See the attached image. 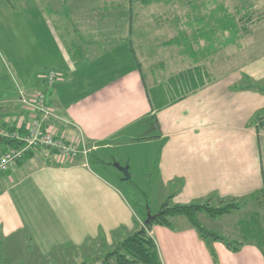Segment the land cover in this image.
<instances>
[{"label": "crops", "instance_id": "0c3cea01", "mask_svg": "<svg viewBox=\"0 0 264 264\" xmlns=\"http://www.w3.org/2000/svg\"><path fill=\"white\" fill-rule=\"evenodd\" d=\"M62 3L67 5L62 13L69 7L73 13V23L66 26L59 21L63 16L56 19L65 45L56 38L49 66L39 72L15 70L14 77L28 91H45L39 77L55 71L58 78L47 96L57 119L48 124L67 144L81 147L87 142L89 152L59 161L47 150L49 156H40L38 164L30 166L22 159L0 175L2 253L27 244L39 257L50 258L55 246L68 250L102 233L109 247L134 233L136 221L146 213L138 215L120 190L126 180L118 167L130 171L149 165L153 177L148 183L154 184L149 188L160 189L164 197L175 191L172 204L203 202L212 196L240 200L264 190V131L251 125L264 110V93L240 88L244 79L264 86V27L239 46L194 58L182 44H169L187 29L184 22L170 24L173 34L155 46L156 61L146 76L145 44L133 39L140 16L130 5L127 10L104 2L99 24L92 9L89 15L83 13L82 0ZM26 12L37 14L42 25H53L54 19L45 18V8L36 3ZM196 42L194 49L205 45L203 38ZM148 56L144 60L151 59ZM13 94L9 108L14 112H0V127L10 130L31 117L16 91ZM152 114L160 133L140 139L148 124L138 122ZM10 146L5 143L0 150ZM38 151L24 158L32 160ZM96 164L113 169L103 175ZM171 220L176 225H156L149 231L163 264H264V253L255 246L232 253L219 242L213 244L214 261L185 217Z\"/></svg>", "mask_w": 264, "mask_h": 264}, {"label": "rangeland", "instance_id": "374dc122", "mask_svg": "<svg viewBox=\"0 0 264 264\" xmlns=\"http://www.w3.org/2000/svg\"><path fill=\"white\" fill-rule=\"evenodd\" d=\"M82 1L84 3L83 13L89 15L87 12L89 9H92V11H94L93 17L99 20V24H101V20L103 19L101 13L102 7H106L103 5L104 2H111L115 7H120L122 9L128 7L127 10L130 7L127 0ZM132 1V9H134L136 13H139L140 16L139 22L135 26L133 32V39L136 42V38H139L140 42L145 44V49H143L144 53H146V56L150 55L148 57L151 58L149 60H144L146 56L143 55V61L146 67L143 72L147 76L151 68L150 65L156 61L155 54H157V50L155 46L173 34L171 30H168L167 26L171 24V26L174 27V17H183L188 7L179 5L176 2L173 3L174 5L154 3L149 7H145L140 4V0ZM203 1L208 10L214 9L216 5L221 4L227 6L231 11H234V7H241L242 5L245 7L250 6L251 8H249L248 12L253 14V23L250 26L252 30L250 33L246 34L243 39L264 27V0H217L216 5H213L211 0ZM62 2L63 0H0V103H3L0 104V107L3 105V107L0 108V112H4L5 108H8V112L10 113L14 112L9 107H11L10 104H14L15 100L13 94L15 88L12 81V76H15V70L35 71L37 69V72H39L40 68L49 66L52 62L51 58L56 54L53 40L58 38L62 40L65 45L63 31L58 26L56 19L57 17L63 16L59 21L66 26L68 23H73L71 20L73 13L70 7L69 12L66 11L62 13L61 8L65 6ZM35 3L37 6L45 8L44 16L49 20L51 19V21L54 19V21H52L53 25H42L40 19H37V14L26 12V10L30 11V8L33 7ZM200 3L201 1L197 2L198 5H200ZM65 7H67V5ZM57 12H60L59 15ZM76 18L77 17H75V19ZM50 27L52 29H50ZM120 29L121 26H118L117 31H120ZM69 32L70 28H67L66 33L69 34ZM72 37L76 41H79L74 35ZM147 47L151 50L147 51ZM75 52L76 48L72 50V54L76 55ZM172 57H174V54H172ZM83 144L86 147L88 145L85 141ZM0 146L2 148L5 147V143L0 141ZM47 150L48 149H40L37 152L39 156L32 160L31 158H23V160L25 163L29 162L30 166L36 165L39 163L40 156L44 154L47 157L49 156L50 152L48 153ZM100 151H103V149ZM151 152L152 150L149 149L148 156H150V160L153 161L152 159H154V156L153 153L150 154ZM52 156L54 157V153ZM108 164H96V168L103 175L109 176L108 173L113 167ZM138 166L140 170H136L137 166H133L130 171H128L130 179L121 182L120 190L132 201L138 215L142 216V213L147 214L149 212L154 216L159 211V206L166 197H164L165 195L160 189L156 188L154 190L149 188L150 186H154L153 183H148V180L153 177L152 172H150L151 168L148 167L149 165H146L144 168H141L140 165ZM144 171L146 173H144ZM213 203L215 202L213 201ZM251 207L249 203L241 211L234 212L232 215H224L216 219H208L200 215L198 219L200 223L208 229L215 230L226 237L232 235L237 236L240 231L237 222L244 214L252 210ZM169 221L173 225H176L171 219ZM114 246L113 244L108 248L111 249L114 248ZM97 250L100 251L99 246ZM79 253H83V250L82 252L80 250ZM58 255L60 254L56 256ZM56 256L53 254L50 258H41L26 244L24 247H21V249L13 246L11 251L7 254L1 252V264H65L66 262V264H71L74 261L79 264L89 260L88 257L80 258V256L76 255L75 251H69V249L66 250L62 256L58 258Z\"/></svg>", "mask_w": 264, "mask_h": 264}, {"label": "trees", "instance_id": "16d2710c", "mask_svg": "<svg viewBox=\"0 0 264 264\" xmlns=\"http://www.w3.org/2000/svg\"><path fill=\"white\" fill-rule=\"evenodd\" d=\"M127 1L132 6L133 1ZM198 1H201L200 5L197 4ZM174 2L188 7L183 17H174V24L184 22V27L186 26L187 29L180 30L178 36L169 44H175V42L182 44V50L191 57L212 56L216 55L221 47L239 46L243 37L252 30L250 26L253 23V14L248 12L250 6L234 7V11H231L223 4L216 5L217 0H211V3L216 7L208 10L203 0H140L143 6H150L154 3L174 5ZM198 38H203L205 45L202 47L197 46L198 49H194L193 45L197 43ZM212 60L213 58L210 61ZM244 80V84L240 86L241 89H251L264 93L263 85L249 79ZM138 123L148 124L142 130L140 139L154 138L155 132L159 135V125L154 114L145 117ZM251 125L258 131H264V110L254 116ZM2 128H5V126H2ZM0 141L11 145L10 148L16 145L13 141L1 137ZM31 154L33 152L27 155ZM174 195L175 191H171L166 196L156 215L153 216L148 212L142 221L137 220L136 231L118 242L114 248H108L103 234L99 233L96 239H87L81 246L68 248L69 251H75L80 258H89V260L79 264H163L155 240L149 235V231L156 225L170 228L171 223L169 220L176 216H182L188 220L192 229L204 242L214 261H216V254L213 244L216 242L223 244L232 253L240 252L246 245L255 246L264 253V190L256 192L246 199L223 200L212 196L203 202L186 205L172 204L171 200ZM249 203L252 210L244 214L237 222L240 230L237 236L226 237L215 230L208 229L198 219L200 215L208 219L232 215L234 212L241 211ZM96 245L100 247V251L97 250L98 246ZM80 250L81 252L83 250L82 255L79 253ZM65 251L64 247L55 246L52 255L60 254L56 256L58 258ZM1 259L0 251V264L2 263ZM71 264L77 263L74 261Z\"/></svg>", "mask_w": 264, "mask_h": 264}, {"label": "built area", "instance_id": "2783aa9c", "mask_svg": "<svg viewBox=\"0 0 264 264\" xmlns=\"http://www.w3.org/2000/svg\"><path fill=\"white\" fill-rule=\"evenodd\" d=\"M58 74L48 70L43 72L39 81L45 91H28L12 76L19 104L25 108L31 117L24 122L20 120L16 130L0 127V137L13 141L16 145L8 150H0V175L18 164L30 152L48 149L55 153L59 161L72 159L78 154L87 156L89 149L84 144L78 147L67 144L54 134L48 121L57 119L51 106L47 92L54 86Z\"/></svg>", "mask_w": 264, "mask_h": 264}, {"label": "water", "instance_id": "95a60500", "mask_svg": "<svg viewBox=\"0 0 264 264\" xmlns=\"http://www.w3.org/2000/svg\"><path fill=\"white\" fill-rule=\"evenodd\" d=\"M118 170L124 175V180L128 181L130 179V175L126 167L125 168L118 167Z\"/></svg>", "mask_w": 264, "mask_h": 264}]
</instances>
